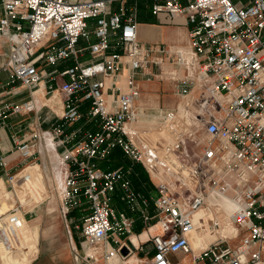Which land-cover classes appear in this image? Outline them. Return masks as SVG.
I'll return each instance as SVG.
<instances>
[{
    "label": "built area",
    "instance_id": "built-area-1",
    "mask_svg": "<svg viewBox=\"0 0 264 264\" xmlns=\"http://www.w3.org/2000/svg\"><path fill=\"white\" fill-rule=\"evenodd\" d=\"M110 3L0 0V41L7 49L0 68L9 73L8 84L18 82L32 95L47 78L50 97L61 96V124L50 130L42 129L32 96L0 104V123L11 114L34 113L17 143L19 158L55 152L63 166V199L89 212L75 227L86 248L96 250L84 253L87 261L122 262L142 251L130 243L132 220L110 205L118 188L126 208L146 225L153 251L146 264H173L169 257L178 254L189 255L190 264H264V0H153V15L187 23V47L139 43L136 8L112 12ZM68 60L72 64L60 72H46ZM164 64L172 67L183 109L160 110L156 127L140 130L134 125L143 114L135 104L137 79L156 76L150 68ZM83 105L85 119L99 120L100 127L64 148L63 126L82 117ZM114 149L146 172L155 191L151 213L128 170L95 165ZM5 165L0 157V170ZM4 178L13 192L31 180L24 167ZM39 198L34 190L29 201ZM20 208L18 202L0 213L2 254L21 247Z\"/></svg>",
    "mask_w": 264,
    "mask_h": 264
},
{
    "label": "crops",
    "instance_id": "crops-1",
    "mask_svg": "<svg viewBox=\"0 0 264 264\" xmlns=\"http://www.w3.org/2000/svg\"><path fill=\"white\" fill-rule=\"evenodd\" d=\"M152 3L153 0H111L110 10L112 12H117L121 7L136 8L137 41L145 46L187 47L188 25L184 19L178 18L174 22H167L162 16H155L151 13ZM90 39L94 40L92 36ZM6 53V46L0 41V63L6 56ZM71 64L72 61L68 60L60 63L56 67L46 70V72H60ZM150 71L157 75L152 78L139 77L136 83L140 91V96L135 104L138 110L144 115L142 114L134 125L140 130L154 129L156 127V116L158 112L160 110L175 108L174 106L178 102L174 94L176 82L171 78L172 67L168 64H164L160 69L151 67ZM56 80L60 83L59 77H56ZM8 82L9 73L0 68V104L4 102L19 104L30 99L32 96L36 109H40L39 117L42 122V129L50 130L55 125L61 124L60 117L62 115V107L60 95L59 102L57 103L59 111H56L47 105H40V99L34 96V92L31 95V91L19 86L18 82L13 86L9 85ZM41 83L43 84L44 90L43 98L47 96L50 98V95L46 91V86L49 85L48 79L45 78ZM51 83L54 87V81ZM108 83H110V80H108ZM40 84L39 88L41 87ZM123 84L124 77H121L119 86L121 87ZM39 88L33 90L36 91ZM85 108V105L81 107L82 117L78 121L63 126L62 138L69 139L64 148H68L78 141L86 131H96L99 129V120L93 119L89 121L85 119ZM33 117V112L15 113L7 116L2 121L3 123H0V157L6 164L5 168L0 170L1 177H5L6 173H15L19 170V167L22 166V161H18L19 156L16 151V146L22 135H27ZM64 148H58L59 153L63 152ZM113 155L116 156V159H110ZM94 163L102 170H114L117 168L128 170L129 174L127 177L132 188L148 200L149 204L147 211L149 213L152 212L151 198L155 195L154 187L139 163H135L125 157L120 149H114L106 160H95ZM114 193L118 194V202L116 204L113 203L116 197L113 195ZM114 193L111 194L110 205L112 209L116 213L123 212L132 220L130 238L134 237L136 242L135 246L142 248V251L136 250L131 255H135L146 264L150 259V257H148L149 252H153L150 243L147 242V238L143 239L141 237L144 234L146 225L143 223L138 213L130 212L126 208L118 188H116ZM43 206L35 205L27 211H22L25 222L30 228L33 236L36 237V252L28 264L120 263V257L111 260L109 263H105L102 258H98L94 262L84 259V253H86L88 249L82 242L80 233L75 227L79 225L82 218L89 213L88 209L84 207L86 205L82 206L84 208H78L81 210L79 215H75L73 213L75 209H73L68 213L66 218L63 216V213H60L58 210ZM151 231L153 232V230ZM108 246L116 247L112 240H109ZM76 256L79 257L78 261L75 260ZM169 259L173 264L177 262L179 264H190L189 255L185 257H181L180 254L171 255Z\"/></svg>",
    "mask_w": 264,
    "mask_h": 264
},
{
    "label": "bare ground",
    "instance_id": "bare-ground-1",
    "mask_svg": "<svg viewBox=\"0 0 264 264\" xmlns=\"http://www.w3.org/2000/svg\"><path fill=\"white\" fill-rule=\"evenodd\" d=\"M40 88L37 89L36 91H34V96L37 99H40V105H47L51 108H53L56 111H59V108L57 107V103L59 102V97H58V93L55 92L53 94L52 97L50 98H43V94H44V90H43V84H40ZM179 98V97H177ZM48 107V108H49ZM177 107L179 110L183 109V102L180 100L179 102H177V104L174 106ZM49 144H51L50 142H48ZM59 168L56 167L57 169L54 171V175H55V179H56V185H57V191L59 193V196H62V192L64 189V175H63V166L59 163ZM39 165L36 163L35 165H26L25 171L28 172L30 174L31 180L30 182L26 183V185L24 186H19L18 184L15 186L14 188V194L15 197H17L18 202L21 203L22 205H25L26 201L25 200V195L27 190H31V188L33 187H40V185H42V177L40 176V174L36 171L38 170ZM4 184L2 179H0V194L3 193L4 195V200L8 199L9 195L8 192L5 191L4 189ZM41 188V187H40ZM36 190V189H35ZM43 190V189H42ZM31 193V192H30ZM42 199V198H39ZM38 200V198H37ZM1 208H7L8 205L3 202L0 204ZM31 208V207H30ZM49 209H54L52 207H50ZM7 210H5L4 212H6ZM1 212V213H4ZM155 229V228H154ZM154 229H151L154 231ZM20 244L21 247L18 251H15L11 254H2L0 251V259L3 260L2 264H28L30 262V259L34 256L35 252H36V241L34 240L33 234L30 232V228L28 227L27 223L24 221L22 224V228L20 230ZM143 239L146 238V234L144 233L141 236ZM135 238L132 237L130 238V243H132V245L135 246ZM204 242L206 241V239H199L196 241H194V245L199 244V242ZM96 250H92L89 249L87 252L88 253H94ZM132 259H136L139 263H140V259H138L135 255H131ZM134 260V262L136 261ZM119 264H128L127 260H124L122 262H120Z\"/></svg>",
    "mask_w": 264,
    "mask_h": 264
},
{
    "label": "rangeland",
    "instance_id": "rangeland-1",
    "mask_svg": "<svg viewBox=\"0 0 264 264\" xmlns=\"http://www.w3.org/2000/svg\"><path fill=\"white\" fill-rule=\"evenodd\" d=\"M51 68H53V67H45L46 70H49ZM58 97H59V95H58ZM46 98H48V96ZM175 99L178 102L180 101V99L177 98V96L175 97ZM58 153H59V151H58ZM49 159L51 161V165L49 163ZM110 159H116V156L113 155V156H111ZM20 160L21 159L18 157V161H20ZM112 161H115V160H112ZM36 163L39 165L38 170H36V171L42 177V183H41L42 185H40L41 188L38 186L34 187V188L36 189V191H38V193H40L42 201L37 203V204L32 202V201H29V197L32 196L35 189L33 190V192H31L29 194L27 193L28 192L27 191L26 195H25V200L28 202H26L25 205L21 204V208H20L21 211H27V210L31 209L32 206H35V205H42V206L44 205L43 207H48V208L52 207L55 210H58L60 213H63V211H65L66 208L69 206L67 205V203L63 199L64 192H62V196H59V193L57 191L55 175H54V173H52V170H51V167H58L59 168V166H60L59 165V159L56 158L54 151H51V150H49L47 152L43 151L42 154H39V155L36 154L32 158L27 159L25 161H22V166H20L19 169L25 167L26 165H35ZM0 179H2L4 186H6V184L4 182L5 178L0 176ZM4 189L6 192H8L9 197H8V199L4 200L5 199L3 196L4 194L1 193L0 194V204L5 202L8 205V207L2 209L0 206V213L4 212L5 210H8V208H10L11 205H17L18 204V200H17L18 198L15 197L14 192L10 191V189L7 187H4ZM63 191H64V189H63ZM113 195L116 196L113 200V203L116 204L118 202L117 201L118 200V194L114 193ZM84 207H85V209L87 208V206H84ZM84 207H82V208H84ZM73 209L74 208L69 207L68 213ZM73 213L75 215H79L81 213V210L77 208V209L73 210ZM30 232H31V230H30ZM33 237H34V240L36 241V237L35 236H33ZM151 255H152V253L149 252L148 257H151ZM126 260L128 261V264H135V263L139 264V262L136 259H134V260H136L134 262V260L132 259V256H129ZM2 262H3V260L1 259V264H2Z\"/></svg>",
    "mask_w": 264,
    "mask_h": 264
},
{
    "label": "water",
    "instance_id": "water-1",
    "mask_svg": "<svg viewBox=\"0 0 264 264\" xmlns=\"http://www.w3.org/2000/svg\"><path fill=\"white\" fill-rule=\"evenodd\" d=\"M128 244H129V245H130V247L133 249V246H132V245H131L129 242H128ZM121 253H122V254H125V253H126V251H125V250H122V251H121Z\"/></svg>",
    "mask_w": 264,
    "mask_h": 264
}]
</instances>
